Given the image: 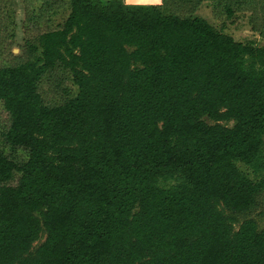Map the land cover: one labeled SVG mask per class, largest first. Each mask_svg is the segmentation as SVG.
I'll use <instances>...</instances> for the list:
<instances>
[{
	"label": "trees",
	"instance_id": "trees-1",
	"mask_svg": "<svg viewBox=\"0 0 264 264\" xmlns=\"http://www.w3.org/2000/svg\"><path fill=\"white\" fill-rule=\"evenodd\" d=\"M240 14L264 37V0H0V264H264L240 218L264 45L224 31Z\"/></svg>",
	"mask_w": 264,
	"mask_h": 264
},
{
	"label": "rangeland",
	"instance_id": "rangeland-1",
	"mask_svg": "<svg viewBox=\"0 0 264 264\" xmlns=\"http://www.w3.org/2000/svg\"><path fill=\"white\" fill-rule=\"evenodd\" d=\"M213 9L214 7L211 3H205L199 9L198 14L206 18L217 29H221V23L217 18L214 17ZM65 14L66 13H63V15ZM15 17L17 21V26L15 27L16 36H15L14 51L15 53H20L21 48L19 47L26 43V36L23 32L24 11H23V6L21 4H18L16 6ZM225 24L226 26L224 28V31L228 34H231L236 40L243 41V42H246L249 40H255L258 43L264 45V37L252 31L251 25L249 24V21H248V17L246 15L240 14V15H237V17L235 18L227 19ZM0 113L2 114L1 108H0ZM4 117H5L4 115L0 117V133L3 127L1 123L4 121L3 119ZM208 121L210 123H213L212 120H208ZM222 123L229 125V126H232L234 124L233 121L222 122ZM238 166L242 171L248 174L252 179L254 180L257 179V174L249 166L241 162L238 163ZM166 183L167 185H169L173 183V180L166 182ZM246 217L255 218L259 222L260 227H264V193L261 194V196L258 198L257 204L253 207V209L249 213H247L245 216H240L242 221Z\"/></svg>",
	"mask_w": 264,
	"mask_h": 264
},
{
	"label": "crops",
	"instance_id": "crops-1",
	"mask_svg": "<svg viewBox=\"0 0 264 264\" xmlns=\"http://www.w3.org/2000/svg\"><path fill=\"white\" fill-rule=\"evenodd\" d=\"M128 3L132 4H158V0H126Z\"/></svg>",
	"mask_w": 264,
	"mask_h": 264
},
{
	"label": "clouds",
	"instance_id": "clouds-1",
	"mask_svg": "<svg viewBox=\"0 0 264 264\" xmlns=\"http://www.w3.org/2000/svg\"><path fill=\"white\" fill-rule=\"evenodd\" d=\"M158 2H159V3H162V2H163V0H158Z\"/></svg>",
	"mask_w": 264,
	"mask_h": 264
},
{
	"label": "water",
	"instance_id": "water-1",
	"mask_svg": "<svg viewBox=\"0 0 264 264\" xmlns=\"http://www.w3.org/2000/svg\"><path fill=\"white\" fill-rule=\"evenodd\" d=\"M17 51V50H16Z\"/></svg>",
	"mask_w": 264,
	"mask_h": 264
}]
</instances>
